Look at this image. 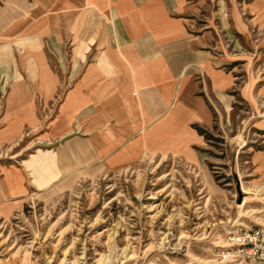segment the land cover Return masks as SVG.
<instances>
[{"label":"rangeland","instance_id":"374dc122","mask_svg":"<svg viewBox=\"0 0 264 264\" xmlns=\"http://www.w3.org/2000/svg\"><path fill=\"white\" fill-rule=\"evenodd\" d=\"M186 5L194 10L193 30L205 37V54L223 74V92L203 86L210 124L194 126L205 140L198 159L144 157L50 189L58 143L50 121L77 78L76 60L70 43L61 58L47 59L55 89L45 91L43 60L29 57L18 13L5 17L0 264H238L220 262L227 233L264 228V0Z\"/></svg>","mask_w":264,"mask_h":264},{"label":"crops","instance_id":"0c3cea01","mask_svg":"<svg viewBox=\"0 0 264 264\" xmlns=\"http://www.w3.org/2000/svg\"><path fill=\"white\" fill-rule=\"evenodd\" d=\"M186 1L0 0V28L18 13L29 57L43 60L42 89H55L46 60L61 58L65 44L77 64V78L50 121L56 175L45 188L144 157L198 159L205 140L194 126L210 124L203 86L223 92V74L205 54Z\"/></svg>","mask_w":264,"mask_h":264},{"label":"built area","instance_id":"2783aa9c","mask_svg":"<svg viewBox=\"0 0 264 264\" xmlns=\"http://www.w3.org/2000/svg\"><path fill=\"white\" fill-rule=\"evenodd\" d=\"M227 250L220 252L221 263L264 264V228H245L227 233Z\"/></svg>","mask_w":264,"mask_h":264},{"label":"trees","instance_id":"16d2710c","mask_svg":"<svg viewBox=\"0 0 264 264\" xmlns=\"http://www.w3.org/2000/svg\"><path fill=\"white\" fill-rule=\"evenodd\" d=\"M194 129L197 131V133H198L199 135H203V132H202L201 130H199L198 128H195V127H194Z\"/></svg>","mask_w":264,"mask_h":264}]
</instances>
